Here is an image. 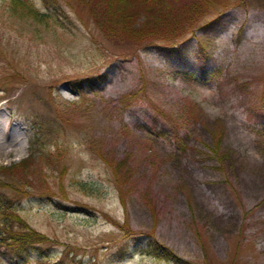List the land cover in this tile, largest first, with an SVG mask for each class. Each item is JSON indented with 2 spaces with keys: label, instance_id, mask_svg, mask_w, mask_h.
I'll return each instance as SVG.
<instances>
[{
  "label": "rangeland",
  "instance_id": "374dc122",
  "mask_svg": "<svg viewBox=\"0 0 264 264\" xmlns=\"http://www.w3.org/2000/svg\"><path fill=\"white\" fill-rule=\"evenodd\" d=\"M31 2L0 0V196L48 240L0 264H264V0L143 46Z\"/></svg>",
  "mask_w": 264,
  "mask_h": 264
},
{
  "label": "trees",
  "instance_id": "16d2710c",
  "mask_svg": "<svg viewBox=\"0 0 264 264\" xmlns=\"http://www.w3.org/2000/svg\"><path fill=\"white\" fill-rule=\"evenodd\" d=\"M86 8L89 16L110 39L128 41L133 46L153 43L177 44L194 30L199 18L208 10V0H70ZM15 15L46 20L31 0H8ZM48 9L56 12V3L43 0ZM118 43V42H117ZM88 81L83 79L82 82ZM178 140V139H177ZM217 141L216 144L217 145ZM115 174V172H114ZM117 181V177H115ZM118 183V181H117ZM0 207L11 211L4 213L0 225V245L10 257H20L30 247L44 243L48 238L29 227L8 205V199L0 196ZM17 223V227H14Z\"/></svg>",
  "mask_w": 264,
  "mask_h": 264
}]
</instances>
